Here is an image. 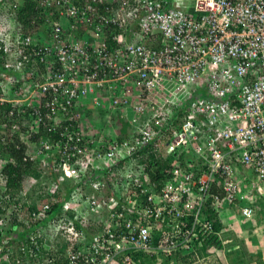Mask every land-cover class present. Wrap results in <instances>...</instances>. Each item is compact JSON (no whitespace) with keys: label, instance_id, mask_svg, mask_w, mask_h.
Segmentation results:
<instances>
[{"label":"built area","instance_id":"built-area-1","mask_svg":"<svg viewBox=\"0 0 264 264\" xmlns=\"http://www.w3.org/2000/svg\"><path fill=\"white\" fill-rule=\"evenodd\" d=\"M38 7L50 40L32 45L16 33L13 43L5 34L15 61L8 68L33 88L22 100L34 108L30 131L49 133L25 159L86 177L95 193L62 206L81 220L65 253L48 246L65 236L46 234L54 224L40 202L26 226L37 232L6 246L5 239L1 264H140L133 253L180 264L202 235L215 233L212 213L226 220L232 211L239 222L255 216L264 199V0H40ZM1 76L9 79L0 104L23 106L10 92L13 75ZM153 159L155 170L164 164L155 181L147 171ZM42 185L51 202L58 181ZM6 186L0 172V191ZM10 226L0 218V235ZM43 249L51 251L41 262Z\"/></svg>","mask_w":264,"mask_h":264},{"label":"trees","instance_id":"trees-1","mask_svg":"<svg viewBox=\"0 0 264 264\" xmlns=\"http://www.w3.org/2000/svg\"><path fill=\"white\" fill-rule=\"evenodd\" d=\"M36 1L37 0H21L18 7L15 9L11 8L12 10L7 14V18L13 20L11 24L14 25V28L21 30L23 33L36 32L32 25L34 18L39 14L38 10L35 8ZM1 22L2 18L0 19V24ZM6 40L7 39L4 38L3 41L0 35V84L6 83L8 78V76L2 77V74H12L15 82L10 88V92L19 96L18 98L21 99L23 106L16 105L14 102L0 104V159L3 158L7 161L3 167L0 164V172L7 177V186L0 191V218L3 217L4 220L10 223V227L12 228V230L9 229V231L5 232L6 235H0V244L5 239H8V242H4L5 246L6 243L8 245L24 241L30 232L36 233V226L28 228L26 227L27 222L33 217L34 212L40 213L43 210L40 202L43 204L48 203L50 208L47 210V215L52 218L51 220H53L54 227L52 231V228L47 229L46 234L52 235L54 239H60L62 236H65L64 240L58 243L57 240L54 244L53 242L47 241L48 246L51 250L58 247V249H56L58 250L57 254H62L73 246V241L81 228V220L76 218L75 213L72 210L63 211L62 206L68 201H71L74 195L78 197L80 194H93L95 191H93L92 187H89L87 184L85 185L86 177L75 180L66 178V176L61 173L59 174L56 172L52 166H49L48 170L39 169V161L35 163L28 158L25 159L26 156L31 157L32 153H34L31 144L38 142L42 138H48L49 133L45 130H41L40 133L30 131L32 122L30 114L34 111V108L27 106V102L22 100L26 92H29L33 88L29 86L31 82H27L28 79H25L22 72L20 73L13 68H8L7 63L9 61L14 63L15 61L4 49ZM2 95L3 89L0 87V96ZM6 123L7 126L4 127ZM117 124L122 131H129V123L127 120L119 119ZM171 159L172 158H169V160ZM154 160L155 159L150 162L147 171L155 181L160 177L161 167H163L162 165L164 164L159 161V168L155 170L156 161L154 164ZM49 161H52V158L49 159ZM48 178H51L53 182L58 181L59 185L58 191L53 196L55 199L51 202L49 200L52 196L50 197L40 192L44 187L42 185L43 181H46ZM106 178L107 180H111L110 175ZM210 218L214 221L215 233H206L202 235V245H197V257L208 256V250L212 246L221 249L227 248V246L224 247V238L223 234H221L223 231L225 232L228 226L227 222L217 213H212ZM46 219L47 218H43L40 224H47ZM239 223L241 227L236 230L237 241L235 245L233 244L234 249L228 252V257H230L229 264H264V241L263 249L255 253L242 247L243 244H246V239L254 236L258 230L263 231L264 234V199L257 202L256 214L253 218ZM235 224L236 223L233 222L231 223V225ZM18 226L24 227L23 231H18V229H16ZM229 239L231 241V238ZM226 240L228 241V237H226ZM39 241L42 245L41 238ZM51 250L43 249L39 252L41 262L50 257ZM128 253L132 254L131 252ZM190 255L182 256L180 260H178V258L177 260L188 264L191 262L192 258ZM1 256L2 254L0 253V259ZM132 256V260L135 262L141 259L138 263L146 264L147 261V263L150 264V261L145 260L146 258L144 255L133 253ZM61 260L62 258L57 263L61 264ZM161 264L173 263H171L169 259H166Z\"/></svg>","mask_w":264,"mask_h":264},{"label":"crops","instance_id":"crops-1","mask_svg":"<svg viewBox=\"0 0 264 264\" xmlns=\"http://www.w3.org/2000/svg\"><path fill=\"white\" fill-rule=\"evenodd\" d=\"M225 222H227L228 226L225 229V232L223 231L221 234H223V236H225L228 231H234L236 233V230L241 227V224L235 219V217H229L227 216V219L225 220ZM236 223L235 225H231V223ZM243 227V226H242ZM237 234V233H236ZM253 238V239H252ZM252 238L248 237L246 239V243H247V249L250 252H256L259 250L263 249V241H264V234L263 231L258 230L257 233L252 236ZM227 240H224V247L225 246H229ZM226 243V245H225ZM235 243H231L229 249L227 251H223L226 249H219L218 247H212L211 249H209V255L207 256H203V257H197V256H193L191 258V262L195 263V262H203V264H228L229 263V259L230 257H228V252L234 249V245ZM233 246V247H231ZM256 249V250H255ZM180 263L183 264V261H180Z\"/></svg>","mask_w":264,"mask_h":264},{"label":"clouds","instance_id":"clouds-1","mask_svg":"<svg viewBox=\"0 0 264 264\" xmlns=\"http://www.w3.org/2000/svg\"><path fill=\"white\" fill-rule=\"evenodd\" d=\"M39 1L40 0H37L36 1V6H35V8L38 10L39 14L34 18V20L32 22V25H33L34 30L36 32L35 33H23L21 30L14 28V25L11 24V27L8 30V31H11L12 32L11 38L9 39L10 42H13L14 43L16 41V38H15V34L16 33H19L23 38H25L27 36H30L32 38V45L34 44V42L43 43L46 39H49L50 40V38L47 35V23L45 22V19L43 18V15H44L43 10H42V8H39L38 7L39 6ZM2 3H4V5H1V8L2 7H6L5 1L2 2ZM13 6L16 8V7H18V4H13L12 3V5H9V7H7V9H6L7 14H9L10 10L15 9V8H12ZM1 24H3V23L1 22ZM94 115H95L94 117L97 116V114H94ZM212 247H216V246H212ZM197 249H196L195 253H193V254L190 255L191 257L197 256V254H196ZM219 249H221V248H219ZM188 264H203V262H195V263L194 262L193 263L192 262H189Z\"/></svg>","mask_w":264,"mask_h":264},{"label":"rangeland","instance_id":"rangeland-1","mask_svg":"<svg viewBox=\"0 0 264 264\" xmlns=\"http://www.w3.org/2000/svg\"><path fill=\"white\" fill-rule=\"evenodd\" d=\"M5 1V5H6V7H2L1 8V6H0V19L2 18V23L3 24H0V32L1 33H3L2 34V38H5V34L7 33V31L10 29V27H11V23H12V21L13 20H10L9 18H7V12H6V9H7V7H9V5H12V3L13 4H18V5H20V3H21V0H0V5H4V3H2V2H4ZM7 3V4H6ZM12 8H15L14 6L12 7ZM7 18V19H6ZM7 39V38H6ZM68 184V183H67ZM4 189V188H3ZM227 216H229V217H233L234 216V213L231 211ZM3 218V217H2ZM7 222V221H6ZM9 223V222H8ZM242 225H244V224H242ZM228 231V233L225 235V236H223V238H224V240H226V237H228V242H226V243H228L229 245H231L230 243H236V241H237V234L234 232V231H229V230H227ZM229 238H231V241H230V239ZM252 238V237H251ZM253 239V238H252ZM226 243H225V245H226ZM242 247H245V248H248L247 247V243L244 245L243 244V246ZM226 250H223L224 252L225 251H227L228 249H229V246H227V248H225ZM256 250V249H255ZM257 252V251H256ZM252 253H255V252H252ZM183 264H186V263H183ZM229 264V263H228ZM252 264H255V263H252Z\"/></svg>","mask_w":264,"mask_h":264}]
</instances>
